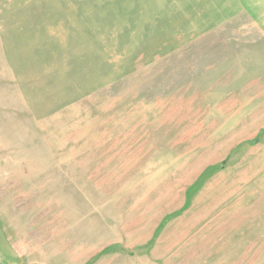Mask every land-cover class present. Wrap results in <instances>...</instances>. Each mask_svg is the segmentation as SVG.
<instances>
[{"label":"rangeland","instance_id":"obj_1","mask_svg":"<svg viewBox=\"0 0 264 264\" xmlns=\"http://www.w3.org/2000/svg\"><path fill=\"white\" fill-rule=\"evenodd\" d=\"M0 264H264V0H0Z\"/></svg>","mask_w":264,"mask_h":264},{"label":"crops","instance_id":"obj_2","mask_svg":"<svg viewBox=\"0 0 264 264\" xmlns=\"http://www.w3.org/2000/svg\"><path fill=\"white\" fill-rule=\"evenodd\" d=\"M13 37H14V33H13V35H12Z\"/></svg>","mask_w":264,"mask_h":264}]
</instances>
